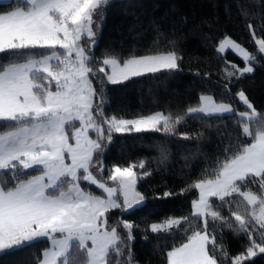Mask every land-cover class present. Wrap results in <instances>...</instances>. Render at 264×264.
<instances>
[{"label":"snow or ice","instance_id":"6c2138e0","mask_svg":"<svg viewBox=\"0 0 264 264\" xmlns=\"http://www.w3.org/2000/svg\"><path fill=\"white\" fill-rule=\"evenodd\" d=\"M114 6L113 0L0 6V257L45 242L28 264H139L132 248L139 225L117 212L122 217L146 202L139 187L151 169L143 159L105 163L115 134L199 140L212 127L209 120L229 116L235 123L217 153L205 157L199 175L185 177L180 192L191 194L188 214L149 227L172 237L163 264H256L264 258V102L254 101L245 81L257 66L264 72V0L258 16L246 0L227 6L230 15L233 7L244 15L253 51L227 33L194 28L218 57L208 70L195 69L204 87L190 97L194 103L133 118L109 114V85L183 73L182 35L175 16L145 21L132 13L135 44L97 55ZM229 52L241 63L228 59ZM192 119L205 131L178 128ZM166 158L162 147L160 163ZM225 230L241 240L235 251L224 242Z\"/></svg>","mask_w":264,"mask_h":264},{"label":"trees","instance_id":"16d2710c","mask_svg":"<svg viewBox=\"0 0 264 264\" xmlns=\"http://www.w3.org/2000/svg\"><path fill=\"white\" fill-rule=\"evenodd\" d=\"M236 2L237 0H113L115 6L106 14V20L102 24L103 35L97 55L108 47L126 50L135 44V33L130 31L134 23L132 13H140L145 21L152 16H175L182 35L180 47L183 49L184 71L174 77L164 76L158 80L128 83L126 87L109 85V114L115 113L129 118L155 111L167 113L194 103L190 97L198 95L199 89L204 87L196 77L195 69L206 71L209 63H218V57H214L200 41L194 28L206 33L211 27L213 33H227L253 51L244 15L238 14L235 7L231 9V15L227 10L229 4L235 5ZM246 2L253 6L251 10L258 16L260 0ZM3 4L4 1H0V6ZM183 18H187L189 22L180 23ZM201 21L208 23L201 24ZM145 39L150 41L151 36H146ZM227 58L241 63L240 58L231 52ZM257 67L256 74L249 77L245 85L259 105L264 102V72ZM208 123L212 127L207 129L205 136L192 141L176 136L163 139L161 134L117 133L116 139L105 153V163L109 165L143 159L151 169V174L143 178L139 187L147 197L146 202L138 209L133 207V210H129L122 217L117 212L118 218L129 219L134 225H139L133 232L132 241L139 264H163L162 250L165 245L172 244V237L151 232L149 225L170 216L188 214L191 194L180 192V189L185 187L186 175L192 172L197 175L201 173L207 163L205 157L211 158L217 153L221 137L232 131L235 121L234 118L225 116L222 120L212 119ZM178 128L193 133L205 131L199 119L188 120L178 125ZM3 130V127H0V131ZM224 143H228L226 138ZM162 147L166 150L167 158L160 163ZM93 190H96L95 186ZM164 191H174L178 195L165 198L162 196ZM224 242L232 251L241 245L239 237L228 230H225ZM47 246V243L39 242L13 255L0 257V264H28L36 256L42 255ZM256 264H264V258H257Z\"/></svg>","mask_w":264,"mask_h":264},{"label":"rangeland","instance_id":"374dc122","mask_svg":"<svg viewBox=\"0 0 264 264\" xmlns=\"http://www.w3.org/2000/svg\"><path fill=\"white\" fill-rule=\"evenodd\" d=\"M0 1H4V0H0ZM129 118H133V117H129ZM135 207V206H134Z\"/></svg>","mask_w":264,"mask_h":264}]
</instances>
